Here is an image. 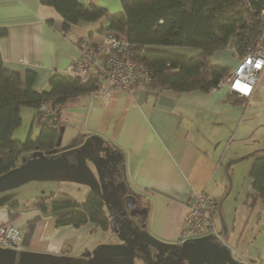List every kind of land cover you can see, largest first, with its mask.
Returning a JSON list of instances; mask_svg holds the SVG:
<instances>
[{
    "label": "crops",
    "instance_id": "obj_1",
    "mask_svg": "<svg viewBox=\"0 0 264 264\" xmlns=\"http://www.w3.org/2000/svg\"><path fill=\"white\" fill-rule=\"evenodd\" d=\"M78 1L97 5L111 13L122 10L121 0ZM0 27L5 29V34L0 35V57L4 67L22 76L26 70H34V89H46L53 73L66 74L79 56L76 42L83 36L99 33L97 24L83 23L71 26L64 34L61 17L40 0H0ZM237 61L230 48L211 56L212 64L226 67L230 72ZM104 82L97 92L69 102L67 116L72 122L68 125L61 118L60 110L58 125L64 129L70 126L76 133L86 135L80 143L86 139L92 141L91 137L96 136L99 145L111 147L115 154H120L121 160L116 164L122 177L120 181L148 202L146 225L137 229L132 223L136 228L134 233H128L127 227L122 229L123 240L130 237L135 246L148 248L155 242L162 246L151 249L152 253L164 250L167 254L186 242L181 232L187 200L197 192L220 199L219 194L222 192L224 196L226 191L225 164L264 149V70L252 95L242 103L228 97L230 91L226 86L207 93H173L138 86L128 91L118 90ZM250 158L253 159H247ZM233 165L229 173H233ZM249 169L246 165V172ZM234 206L246 209L234 245L238 247L242 243L244 264H257L264 260V203L253 191L250 178L243 199ZM256 207L259 225L255 222L247 238L245 228ZM18 212V217L9 221L6 206L0 208V224L11 222L23 229L28 219L39 214L31 209ZM238 213L236 210V218ZM217 214L222 217L221 208ZM141 232L147 241L142 239ZM112 233L120 234L119 228L102 231L89 223L75 228L56 225L52 217L41 216L28 243L21 247L28 261L17 259L16 263L34 264L31 261L34 262L35 257L43 264H62L63 258L68 263L73 254L85 255L89 249H97ZM101 258L105 259L99 256Z\"/></svg>",
    "mask_w": 264,
    "mask_h": 264
},
{
    "label": "trees",
    "instance_id": "obj_2",
    "mask_svg": "<svg viewBox=\"0 0 264 264\" xmlns=\"http://www.w3.org/2000/svg\"><path fill=\"white\" fill-rule=\"evenodd\" d=\"M40 2L58 13L64 34L69 32L71 26L95 23L98 32H112L124 38L130 57L141 63L148 72V87L173 93H207L218 89L231 72L226 67L212 64V54L230 48L237 58L244 56L261 33V11L264 6V0H121L122 10L111 13L94 4H81L78 0ZM4 34L5 29L0 27V35ZM167 47H187L196 53H175ZM35 78L36 72L31 69L26 70L23 76L7 69L0 57V176L17 168L23 153L42 152L51 158L56 157L59 148L56 145L58 130L49 124L42 123L34 139L30 136L23 141L13 138L14 131L21 125L22 108L33 109L34 119L42 121L39 117L44 118L48 114L42 112V107L48 106L56 116L73 99L97 92L104 80L94 73L81 79L56 72L49 77L46 89L36 91L33 88ZM228 97L233 102H244V98L231 92ZM84 137L86 135L77 133L76 144ZM108 149L111 150V147ZM62 154L66 155L69 164L75 155L73 151ZM249 178L256 196L264 203L262 150L254 153ZM227 188L226 183L223 198L228 195ZM128 193L131 191L126 188ZM133 195L147 211V200L140 194ZM216 201L219 211L221 198ZM6 208L9 221H14L20 213L15 211L17 202L7 203ZM28 209L36 210L39 214L28 219L24 225L23 245L28 243L41 216L52 217L56 225L75 228L88 223L102 231L119 228L115 218L106 211L104 201L92 191L82 203H77L67 193L39 196ZM111 211H114L113 208ZM130 219L137 229L147 223V217ZM257 264H264V260H259Z\"/></svg>",
    "mask_w": 264,
    "mask_h": 264
},
{
    "label": "rangeland",
    "instance_id": "obj_3",
    "mask_svg": "<svg viewBox=\"0 0 264 264\" xmlns=\"http://www.w3.org/2000/svg\"><path fill=\"white\" fill-rule=\"evenodd\" d=\"M168 50L191 55L192 50L187 47H167ZM189 51V52H188ZM104 84H108L104 80ZM107 86V85H106ZM41 91L43 88L34 89ZM69 107L61 109V118L65 123L72 122L69 116ZM42 112L49 113V107L43 108ZM21 125L14 131L13 138L23 141L28 136L34 139L39 132L38 120L34 119V110L24 107L21 109ZM43 120V117H39ZM73 125H76L73 122ZM76 130L67 126L62 134L61 142L56 151V157L67 151H73L75 155L70 164L73 169L64 171L44 172L36 177L26 179L21 184L12 188L0 191V208H4L11 201L17 202V210L24 211L29 208L30 203L39 196L54 194L58 196L60 193H67L73 197L77 203H82L87 194L92 191L97 193L104 201L106 211L111 215V208L121 214L122 219L126 223L129 232H135L136 229L132 226V220L128 215L129 210L125 207L124 196L121 195L116 188V184L122 179L118 172V166L111 164V159L115 155L113 150L103 151V144L95 146L92 141L86 139L82 143L76 144ZM46 157L42 152L23 153L18 161V167L40 158ZM52 158V157H51ZM253 159H246L236 163L233 173H229L232 180V187L228 195L221 202L225 206H221L225 226L220 230V218L216 214L215 220L217 223V238L212 232H207L202 235L195 236L191 241H186L180 246L170 249L166 254L163 251L153 254L151 249L160 248L162 245L151 242V247H139L133 244L130 237L123 240L122 226H119L120 234L112 233L109 240L102 242L97 249H89L85 255L73 254L72 259L66 262V258L62 259V264H189L192 256L190 250H206L208 260L202 264H244L243 256L240 248L242 243L236 247L235 238L240 233L244 223L242 220L245 214L244 206L238 205L240 199L244 197V190L249 180V170L246 172V165L251 167ZM104 172L103 181L101 173ZM93 183V185H91ZM105 188V193L103 190ZM225 191V190H223ZM224 195V194H223ZM222 198V192L219 194ZM217 199V198H216ZM222 200V199H221ZM124 205V206H123ZM124 207V208H123ZM127 210L128 212L126 213ZM236 210L239 211L236 218ZM29 211V209H28ZM258 208L256 207L252 214V219L245 228L244 235L248 238L250 228L255 226L258 221ZM236 218V221H235ZM242 221V222H241ZM251 225V226H250ZM220 230V231H219ZM113 231V230H112ZM140 232V231H139ZM143 240L147 241L144 233L141 232ZM153 247V248H152ZM236 248V249H235ZM161 249V248H160ZM99 256H104L105 259H99ZM28 261L24 255L23 249L19 248H1L0 247V264H18L16 261ZM34 264H43L39 257H35ZM48 264V262L44 263Z\"/></svg>",
    "mask_w": 264,
    "mask_h": 264
},
{
    "label": "built area",
    "instance_id": "obj_4",
    "mask_svg": "<svg viewBox=\"0 0 264 264\" xmlns=\"http://www.w3.org/2000/svg\"><path fill=\"white\" fill-rule=\"evenodd\" d=\"M261 33L247 48L244 56L220 86H226L238 97L247 99L254 90L264 70V6L261 11ZM79 56L66 71L72 77L86 78L94 73L103 77L118 90H130L134 86L149 88V76L145 67L130 57L127 41L112 32H95L77 42ZM217 201L204 192L194 193L186 202V214L182 238L191 241L195 236L212 232L217 238L215 220ZM24 231L11 222L0 224V247L19 249L23 246Z\"/></svg>",
    "mask_w": 264,
    "mask_h": 264
},
{
    "label": "water",
    "instance_id": "obj_5",
    "mask_svg": "<svg viewBox=\"0 0 264 264\" xmlns=\"http://www.w3.org/2000/svg\"><path fill=\"white\" fill-rule=\"evenodd\" d=\"M235 94V92H232ZM59 120V113H56V116L49 112L44 116V119L42 121L37 122V124L40 126L43 124H49L53 128H57L58 135H57V141L56 145L59 146L62 138V134L64 131V126L58 125ZM91 140L94 142V144L97 146L100 143V140L96 136H92ZM103 151H107L108 148L104 147L102 148ZM264 152V149L262 150ZM249 157H254V153L242 156L240 158L230 160L228 161L224 166V171L226 173V181H227V193L231 190L232 187V180L229 176L228 169L231 165L238 163L244 159H247ZM121 160V156L119 153L115 154L111 159V164H117ZM74 166L72 164H69L66 160V155L62 154L60 157H43L38 160H34L28 163H25L10 172L0 176V191L12 188L14 186H17L24 182L26 179L36 177L44 172H52V171H64L73 169ZM104 172L101 173V180L103 181ZM116 188L119 190L121 195H124V202L125 207L129 210V216L131 218H138V219H144L146 217V209L139 208L135 205V201L132 195L126 194V185L123 181H120L116 184ZM104 193L105 188L103 187ZM225 223L220 217V227L221 231L224 228ZM221 234V232H219ZM190 254L192 256L189 264H202L204 261L208 260L207 257V249L205 250H190Z\"/></svg>",
    "mask_w": 264,
    "mask_h": 264
},
{
    "label": "flooded vegetation",
    "instance_id": "obj_6",
    "mask_svg": "<svg viewBox=\"0 0 264 264\" xmlns=\"http://www.w3.org/2000/svg\"><path fill=\"white\" fill-rule=\"evenodd\" d=\"M117 154V153H116ZM129 195H132L133 196V198H134V201H135V205L136 206H138L139 208H144V206H141V204H139L138 203V201L136 200V197L133 195V193L131 192V193H128ZM113 210L114 211H112L111 212V216L113 217V218H115V220H116V223L118 224V226H122V229H126V223L124 222V220L122 219V215L121 214H119L118 212H117V214H115V209L113 208ZM128 215H129V213H128Z\"/></svg>",
    "mask_w": 264,
    "mask_h": 264
}]
</instances>
